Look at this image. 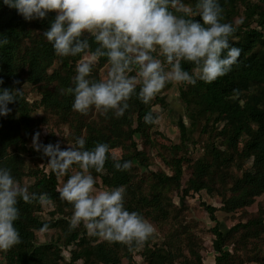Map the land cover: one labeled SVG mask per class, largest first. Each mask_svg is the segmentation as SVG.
Returning a JSON list of instances; mask_svg holds the SVG:
<instances>
[{
    "label": "trees",
    "instance_id": "16d2710c",
    "mask_svg": "<svg viewBox=\"0 0 264 264\" xmlns=\"http://www.w3.org/2000/svg\"><path fill=\"white\" fill-rule=\"evenodd\" d=\"M57 3L74 15L60 19ZM95 13L115 18L111 34L76 30L84 15ZM172 17L181 29L170 33L166 28ZM131 28L136 43L146 34L149 57L146 78L135 83L131 78L139 61L118 38L129 37ZM56 31L59 38L53 36ZM194 36L199 46H187L176 58L171 48ZM158 48L162 65L191 77L178 85L188 125L179 117V142L160 145L168 150L160 156L170 172L143 173L149 165L147 148L157 146L153 106L168 105L159 84L166 89L173 82L164 78L165 68L153 63ZM85 54L95 62L79 68ZM205 55L214 73L194 76V69L205 66ZM103 66L116 75L113 84H102ZM25 83L39 90L38 100H28ZM38 108L74 133L75 149L52 147L48 170L29 168L25 159L26 153L41 157L39 147L28 145L46 121L33 114ZM197 127L207 139L202 153L192 158L186 144L194 142L191 133ZM40 143L53 141L46 136ZM114 147L125 151L113 157ZM180 150L186 151L178 156ZM184 166L189 176L183 182ZM61 167L67 174L68 167L78 171L71 178L83 206L68 189H58ZM26 176L34 178L27 186ZM98 180L109 190L106 205L88 197V187ZM12 183L23 186L11 191ZM201 190L218 195L219 209L228 213L262 196L254 214L225 230L215 216L217 208L201 205L214 221L213 264H264V0H0V264H58L66 248V264H121L123 258L134 264L133 252L140 246L145 264H202L200 239L179 220L185 208L172 196L185 202ZM43 202L52 207L48 219L41 216ZM76 209L74 223L65 211ZM145 219L173 226L161 241L152 242ZM45 229H58V234L37 242L36 231Z\"/></svg>",
    "mask_w": 264,
    "mask_h": 264
},
{
    "label": "rangeland",
    "instance_id": "374dc122",
    "mask_svg": "<svg viewBox=\"0 0 264 264\" xmlns=\"http://www.w3.org/2000/svg\"><path fill=\"white\" fill-rule=\"evenodd\" d=\"M256 1V0H251ZM178 2H175L174 4H177ZM181 8L185 10H189V5H183ZM244 9V6L240 5V12L242 14V11ZM56 13L58 17L62 20H67L70 16H73L74 13L71 8H69L65 4L57 3L55 6ZM110 17H100L99 13L95 14H86L83 17V20L81 24L76 28L78 32L81 34H90V33H96L101 32L102 34H111L114 27V21L115 18L112 17V15H108ZM242 15L240 17H236L234 20L236 23H239ZM254 25V24H253ZM56 28L58 29L60 24L57 23ZM137 25H135L136 28ZM133 28H131L129 31V37L127 34L120 35L118 38L120 40H123L127 43L128 46V52L136 57L140 64V69L135 70L134 75L131 78V82L135 83L139 80H144L147 76V67L149 65V57L147 52L144 50V40L146 39L145 33H142V40L138 41L137 43L134 42L132 39L133 34ZM181 29V22L176 20L174 17H172L169 20V25L166 28L167 32H174L179 31ZM53 36L56 38H59V32H54ZM186 45L193 47V46H199V41L197 37H192L188 41H186ZM186 50V48H185ZM163 50L161 48H158L157 52L155 53V59L153 60V63L155 66H161L166 69L164 78H171L172 79V85L166 89L163 88L162 83L159 84L160 91L165 94L166 100L168 102V105L166 108L162 109L159 105L153 106L154 111L158 113V117L156 119L154 132L152 136L156 140L157 146L154 148H147V154L149 155V165L147 168H142L140 171L143 173H146L148 170L153 171H165L167 173L170 172L168 166L163 161L162 157L160 156V153L165 155L168 153L167 149L162 148L160 145H171L175 142H179V130L176 126V122L179 119V117H182L185 124L188 125V119L184 115V108L183 105L178 98V85L181 84V79L184 78L186 81H189L191 79L188 75H179L176 73V70L174 67H169V65L166 63L165 65H162L163 59L160 58L161 52ZM205 66L201 69H194L193 75L194 76H210L214 73V68L210 63V55H205L204 57ZM89 62H95V58L91 54H85L81 60L78 62L79 68H84L86 64ZM58 62H56L53 65V68L58 67ZM100 80L102 84H113L116 75L113 74L111 70L107 66H103L99 70ZM25 94L29 101L38 100L39 98V90L33 86L29 85L27 83L23 84ZM33 114L35 116H43L46 118L45 123L41 124L40 131L34 135L28 145L31 148L39 147V152L41 154V157H31L28 153L25 154L26 164L29 168H35L38 166V168H43L44 170H48L51 166V158H49L48 154L51 153L52 147L54 148H61L64 150H73L75 149V145L73 143V137L74 133L72 132V129L68 126L67 123L61 122L54 114L43 110L42 108L36 109ZM48 136L50 139H52L53 143L52 145H49L47 143H40L44 138ZM192 140L194 142H190L188 140L186 147V150H191V157L196 158L198 157L203 149V143L207 139L206 133H201L200 129L197 127L195 128L191 133ZM186 150H180L177 155L184 154ZM125 150L120 147H114L110 149V154L113 157H119ZM127 151V150H126ZM128 152V151H127ZM129 154V152L127 153ZM42 156H46L47 159L43 160ZM250 165V161H247L245 166ZM236 174H239L240 172L237 170H234ZM86 173V172H85ZM78 175V171L73 167H68V174L63 169V167L60 168L58 172V189H68L69 195L83 206L82 201H80V196L75 192V189L73 187V184L75 183V180L71 178L73 176L74 178ZM189 176V169L188 167L184 166V176H183V182L187 179ZM34 178L31 176H26L23 178V185L27 186L33 182ZM22 185V186H23ZM18 183H12L9 184V189L15 190L17 188L22 187ZM76 193V194H75ZM88 197L93 201L96 205L103 204L106 205L109 202V199L107 198L109 194V190L101 185L100 181H97L96 185H91L87 189ZM173 200L178 206H184L182 211L180 212L179 220L188 225L193 232H195L200 239L201 242V256H202V264H213L214 261V255L217 250V244L214 238L213 233L210 231V227L214 225V221H212L208 213L203 209L201 202H205L208 204H211L217 208L215 211V216L219 222V225L222 229H227L228 227L232 226L238 221H245L247 218H249L252 214H254L257 210L258 204L262 201V196H258L255 199V202L245 207L241 210H236L234 212H224L219 207L221 206V199L218 195L209 194L205 190H201L197 193H193L190 196H187L185 199V202L181 201L179 199V196L172 193ZM51 204L43 202V208L41 210V216L45 219L50 218L49 211L51 210ZM78 211L79 209H76L74 211H68L65 212L68 214L69 218L76 223L77 217H78ZM145 223L148 226L149 229V236L152 239V242H159L163 239V236L171 230L173 224L172 222H164L162 224H156L149 221L148 219L144 220ZM89 232L92 231V227H89ZM58 234V229H45V230H39L36 231V241L39 243H43L46 241H49L56 237ZM103 236V235H102ZM141 246L134 250L133 252V263L134 264H145L140 252H141ZM62 254L64 256V261H60L58 264H66V262L69 259V252L68 248L62 250ZM80 261H77L75 264H80ZM126 259L123 258L121 264H125ZM244 264H253V263H244Z\"/></svg>",
    "mask_w": 264,
    "mask_h": 264
},
{
    "label": "built area",
    "instance_id": "2783aa9c",
    "mask_svg": "<svg viewBox=\"0 0 264 264\" xmlns=\"http://www.w3.org/2000/svg\"><path fill=\"white\" fill-rule=\"evenodd\" d=\"M187 50V45H186V41L180 45H175L171 48V52L174 53V55L176 56V58L180 55V53H182L183 51Z\"/></svg>",
    "mask_w": 264,
    "mask_h": 264
}]
</instances>
